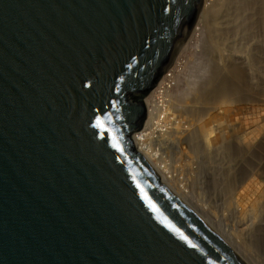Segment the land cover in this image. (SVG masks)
<instances>
[{
    "label": "water",
    "instance_id": "water-1",
    "mask_svg": "<svg viewBox=\"0 0 264 264\" xmlns=\"http://www.w3.org/2000/svg\"><path fill=\"white\" fill-rule=\"evenodd\" d=\"M208 0H0V264H252L140 142Z\"/></svg>",
    "mask_w": 264,
    "mask_h": 264
},
{
    "label": "rangeland",
    "instance_id": "rangeland-1",
    "mask_svg": "<svg viewBox=\"0 0 264 264\" xmlns=\"http://www.w3.org/2000/svg\"><path fill=\"white\" fill-rule=\"evenodd\" d=\"M221 6V11L217 13L216 10ZM262 8H264V0H215L214 6L206 12L190 46L180 59L183 62L181 68L184 69L182 78H179L180 91L189 82L190 85L195 83L194 89L197 88L196 90L201 87L206 88V84L223 83L231 88L224 99L225 103L220 108L213 107L214 105L210 108L209 104H198L195 110L187 105L180 106L177 102L175 105L176 98L173 99L172 110L175 123L172 128L174 130L176 127L177 130L179 123L178 139L169 137L170 139L161 144L156 143L157 146L164 143L162 148L158 147L161 148L160 151L166 159V164L186 179L188 187L193 192V196L189 195V197L191 196L190 198L196 205L199 199H202L209 202L214 210H218L219 205L215 204L221 198L223 200V197L227 199L226 191H230V183L238 186L241 181L242 187L238 191L244 194L242 203L245 206L252 205L250 202L254 204L261 200L258 191L260 190L259 181H263L260 169L264 166V87L262 88L264 83L260 77L262 64L264 65V62L262 63L264 47H261L264 45L261 42V39L264 41L261 37L264 36L262 21L264 10ZM258 41L261 48H259ZM255 49H259L258 52L254 51ZM252 51H254L253 54ZM256 52L260 53L263 59L260 57V60V55L256 56L259 59L254 58ZM252 58L256 65L253 61L251 62ZM258 64L261 68H258ZM259 79H262L260 80L261 85H259ZM176 90L173 93L175 97L180 93ZM205 109L208 113H205ZM222 111L229 114L232 119L222 117L219 118V122H216L217 118H213L214 114L217 115ZM201 112L204 114L202 115ZM242 125L244 126L241 129ZM211 128L214 130L222 128L220 130L224 135L218 144L217 142H212V144L209 141L208 133ZM218 131L215 130V134ZM247 131L255 132L253 138H248L247 141L238 144V149L234 147V144L238 143L235 142L234 137L242 135L239 138L244 140L243 136L246 134L242 133ZM215 134L213 132L212 135ZM226 135L229 136L227 137L230 142ZM173 136L176 135L173 134ZM231 139L234 140L231 141ZM243 175L249 178L244 177L245 181H243L241 179ZM238 191H234L233 194L239 193ZM263 209L264 204L261 207V210ZM217 226L222 230L220 224ZM238 249L243 251L240 247Z\"/></svg>",
    "mask_w": 264,
    "mask_h": 264
},
{
    "label": "bare ground",
    "instance_id": "bare-ground-1",
    "mask_svg": "<svg viewBox=\"0 0 264 264\" xmlns=\"http://www.w3.org/2000/svg\"><path fill=\"white\" fill-rule=\"evenodd\" d=\"M214 2H215V0H208L207 12H209V10L214 6ZM255 3H256V1H255ZM221 9H222V6L219 7L216 10V12L219 13L221 11ZM262 9L264 10V8H262ZM262 21L264 24V17L262 18ZM214 28H216V27H214ZM197 31H198V29H197ZM261 37L264 38V36H261ZM261 42H263V44H264V41H262V39H261ZM258 43H259V48L264 47V45H262L260 47L259 41H258ZM257 50H259V49H255L254 51H257ZM254 51H252V54ZM257 52L254 53L255 54L254 58H257L256 56L260 55V53L257 54ZM260 57L263 59L264 56L262 57L260 55L259 58ZM254 58H252V60L250 59L251 62L253 61V64H254ZM259 58H257V59H259ZM261 58H260V60H261ZM260 60H258V62ZM238 62H240V61H238ZM242 62H244V61H242ZM258 62H256V63H258ZM263 62L264 61H262V63ZM175 65L176 66L174 68H179V67L181 68L183 66V62H181V60H179ZM244 65H246V64H244ZM248 65H250V64H248ZM254 65H256V64H254ZM258 68H261L260 65ZM262 68L263 69L260 70L262 72V75L260 76L257 73V76L259 75L263 79V83H264V65L263 64H262ZM173 70H175V69H173ZM180 71H182V70L180 69ZM259 76H258V78H260ZM262 79H259V81H258L259 85H261L260 80H262ZM179 82H180V79L178 80L177 86L175 87V89H177L176 90L177 93L180 91V88H178L180 85ZM189 83H187L186 86L181 89L180 93H178V96L176 95L177 97H175V94L173 96V93L175 90L172 91L171 96L169 97V101L166 102L169 104L168 105L166 104V106L164 105L161 108L158 106V104L156 102L157 100H156L155 94L158 93V91L161 90V88L167 87L170 84L167 77L161 82V85L157 89V91L153 92L152 94L148 95V97H146L148 119H147L146 125L143 127V129L140 133V142H141L142 148L145 149L146 152L149 153L150 156H152L154 158V160L160 165V167L165 171V173L167 174V176L170 179V181L172 182V184L175 185L176 187H178L179 189H181L182 191H184L188 196L189 195L193 196L192 189H190L188 187L187 181L183 177V175L181 176L179 173H176V171L172 170L171 166H168V164H166V161H165L166 159H165V157H163L164 155L160 151L161 148L163 147L164 143L161 145L162 147L160 145H158L161 148L156 147L155 143L160 144V142L162 143V142L166 141L167 139L177 138L178 137L177 134L180 133L179 123L178 124L176 123L177 124V130H176V127L174 128V130L172 128L173 123H175V118H174L173 110H172L173 99L176 98L175 99V105L178 103L180 106H182V104H183L185 106L186 105L190 106V108H192V109L198 108V104H206V105L209 104V105H211L210 108H212V105H214L213 107H219L220 108V106L223 103H225L224 99L226 98V95L231 88L229 85H226L225 83H223V84H218V85H213V84L207 85L206 84V86H207L206 88L201 87L202 89L200 88V89L196 90L197 88L194 89L195 83L191 82L192 83L191 85ZM187 85H188V87H187ZM263 85H262V88L264 87ZM170 89H171V87H170ZM187 89H189L188 92L184 93L185 90H187ZM190 95H192V96L189 97ZM261 100L263 102V99H261ZM180 106H179V108H180ZM176 107H178V106H176ZM179 108H178V110H179ZM175 110H176V108H175ZM195 110H197V109H195ZM210 110L211 109H209V111ZM193 111H191V112H193ZM162 112H163V115H161ZM177 112H179V111H177ZM206 112L208 113V110H206L205 113ZM201 114L203 115L204 113L201 112ZM215 114H214L213 118H217L216 122L220 121L219 118H222V117L229 118L230 117V115L227 114L225 111H222L221 113H218L217 115H215ZM239 115H241V114H239ZM209 119H210V117H209ZM245 121H247L246 117H245ZM254 122H252V123H254ZM244 125L241 126V129L243 128ZM220 129L222 130V128H216L215 129V130H219L216 134H215V130L213 128H211L209 130L208 134H209L210 143H212V142L216 143L217 142V144H218L219 141L220 142L222 141L221 139H222L224 133H223V131L221 132ZM213 132L215 135H212ZM173 134H175L176 136H173ZM229 134H231V133H229ZM242 134L243 135L246 134L243 136V138L245 137L244 140H242V138L240 140V138H239L242 135H238V136L234 137L235 142H238V143L234 144V147H236L237 149H238V144H241V142L247 141L248 138H251V137L253 138V136L255 135V132L247 131L246 133L243 132ZM227 136L228 135H226V137ZM223 140H225V139L223 138ZM228 140H229V138H228ZM232 140H234V139H231V141ZM229 142H230V140H229ZM227 143H228V141H227ZM226 148H228V147H226ZM260 170H261L260 175H262L263 181L262 182L259 181L260 190L258 191V193L260 194L261 200L254 202V204H253V202H250V203H252V205L245 206L244 203H242V198H243L244 194L242 193V191L241 192L238 191L242 187V181L238 186H236V184L233 186L232 183H230L229 188H231V189L228 192L226 191L227 199L225 200L223 197V200L221 198V200L215 204V205H217V204L219 205L218 210L217 209L214 210L211 207V204L209 202H207V201L205 202L202 199H199V202L197 203V207L202 211V213L204 215H206L209 218V220L212 223H214L216 225L217 228H219L217 226V224H220V226H221L222 230L224 231V233L226 234V236L231 240V242L233 244H235V247L237 249H238V247L243 249V251H241L239 249L238 250L252 264H264V209L261 210V207L264 204V166L261 167ZM253 175H254V173H253ZM244 177H245L244 175L241 177V179L243 181H245ZM247 177L249 178V176H246L245 178H247ZM234 191H236V192L238 191L239 193L233 194ZM237 245H238V247H237Z\"/></svg>",
    "mask_w": 264,
    "mask_h": 264
},
{
    "label": "built area",
    "instance_id": "built-area-1",
    "mask_svg": "<svg viewBox=\"0 0 264 264\" xmlns=\"http://www.w3.org/2000/svg\"><path fill=\"white\" fill-rule=\"evenodd\" d=\"M176 65H174L175 67ZM172 68L169 73L167 74V78H168V81L170 82V84L167 86V87H163L161 88V90L158 91V93L155 94L156 96V102L158 104V106L161 108L162 106H166V104L168 105L169 103H166L169 101V97L171 96V92L175 90V87L177 86V82L179 80V78H182L183 76V70L182 68ZM175 69V70H173ZM180 69L182 71H180ZM171 87V89H170ZM161 115H163V112L161 113ZM156 144V143H155ZM161 144V142H160ZM156 147L157 144H156Z\"/></svg>",
    "mask_w": 264,
    "mask_h": 264
}]
</instances>
